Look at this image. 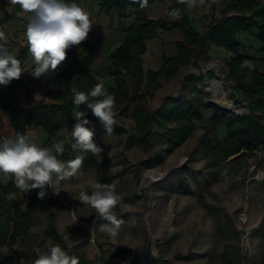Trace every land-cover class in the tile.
Wrapping results in <instances>:
<instances>
[{
    "label": "rangeland",
    "instance_id": "rangeland-1",
    "mask_svg": "<svg viewBox=\"0 0 264 264\" xmlns=\"http://www.w3.org/2000/svg\"><path fill=\"white\" fill-rule=\"evenodd\" d=\"M228 1L219 0L217 4L221 7ZM186 3L189 18L202 32L211 18L202 16L199 0ZM169 4L157 1L147 6L146 14L155 19L163 17ZM131 21L127 17L122 24L127 26ZM109 33L110 38L115 35L113 30ZM177 33L173 29L147 42L143 71L158 70L163 54L175 53ZM256 35L257 29L242 32L237 41L247 54L259 56ZM16 42L26 45L24 34L17 35ZM112 46L108 45L109 50L118 45ZM108 47L104 43L102 52L97 48L93 67L105 89L114 85L104 69ZM209 55V61L192 59L174 76L159 78V85H153L150 91H145L143 81L136 93H130L134 98L127 109L125 99L115 100L116 123L111 135L105 133L98 118L86 115L95 133L94 142L103 152L94 156L74 151L75 157H85L83 165L74 176L61 181L59 187L46 186L43 199L37 197L39 189L26 195L17 189V197L12 201L7 199L8 195L0 198V257L15 251L25 257L24 264H33L50 245L62 242L69 255L79 258V264H97L98 260L101 264H153L152 258L143 252L131 263L120 254L139 252L144 247H149L153 257L162 260L161 264H264V149L255 145L250 152L244 149L222 164L215 163L206 151V143L221 147L228 137L224 126L211 125L215 111L219 112L212 101L223 97L222 92L214 93L219 81L226 92V102L235 109L219 114L244 117L251 113L232 82L224 85L220 78L213 77L227 73L229 53L211 46ZM218 60L222 61L221 66ZM27 67L31 69L30 62ZM209 70L214 74L207 76ZM10 84L6 89H10ZM41 86L51 87V72L41 77ZM62 93L61 79L39 103L30 99L33 92L27 87L20 86L18 90L19 97L38 105L56 104ZM177 99L184 105L182 114L188 110L185 104L191 101L196 109H202L201 105L204 108V121L193 120L186 136L180 134L186 133L183 127L187 122L179 119L181 113H175ZM135 104L140 109L137 113ZM72 119L73 124L63 135L70 148L74 143L73 115ZM34 129L37 144L42 146L47 135L39 127ZM95 183L114 185L121 196L113 210L123 221L115 238L99 230L103 221L93 208L79 201V193L91 194ZM26 225L28 234L21 241ZM52 231L56 236L47 235Z\"/></svg>",
    "mask_w": 264,
    "mask_h": 264
},
{
    "label": "trees",
    "instance_id": "trees-1",
    "mask_svg": "<svg viewBox=\"0 0 264 264\" xmlns=\"http://www.w3.org/2000/svg\"><path fill=\"white\" fill-rule=\"evenodd\" d=\"M79 1L74 0L76 3ZM96 1L103 12L116 16L120 22L127 17H132L130 25L119 30L125 35L119 46L108 54V63L104 67L105 74L114 81V85L106 90L115 96L116 101L121 98L125 99L127 102L124 108L127 109L134 98L130 93H136V89L141 86L143 81L145 91H150L153 85H159V78L174 76L179 68L186 66L192 59L209 61L208 51L211 46L222 47L233 55L227 62L225 81H231L234 91L242 94L243 101L251 113L248 116L237 117L221 115L215 111L211 118V125L215 128L224 126L228 137L222 142L221 147L210 146L206 143V151H209V155L213 156L215 163L222 164L227 158L237 155L244 149L250 152L256 148L255 145H262L264 149V71L259 67L260 62L264 61V0H229L224 3L219 16H215L202 32L194 27L193 21L189 18L186 3H180L179 0H171L172 5L168 14L159 19H151L146 14L147 6L157 0H147L144 6H141L144 0ZM218 1L204 0V3L215 8ZM173 10H179V17L170 15ZM0 11L3 13L4 20L9 21L18 16L19 7L15 6L14 11L8 13L1 4ZM230 12L232 13L229 15ZM173 29L179 33V40L175 42V54L164 55L160 69L143 71L142 57L147 50V42L158 38L161 33H167ZM253 29H257L256 37L260 42L258 53L262 56V60L256 55H249L243 51L242 44L237 41L238 34L250 32ZM29 55L27 45L15 54L21 65ZM94 60L95 48L91 41H84L81 45L73 46L67 50L66 61L56 72H52L54 81L61 79L63 82V93L56 104H34L23 107L17 103L11 92L0 90V110L7 113L15 138L17 134L27 135L31 127H39L47 135L46 142L41 147H50L54 143L63 141L64 152L57 158L62 161L74 159L76 154L72 148L67 146L61 133L68 130L73 124L72 115L75 111H85L87 116L92 115L86 105L77 106L74 104L71 89L76 88L87 93L97 83H101L92 71ZM245 60L255 65L253 70L241 67ZM213 74L212 70L207 72V76ZM202 79L203 76H200L199 81ZM175 103L178 108L175 113H181L184 105L179 99ZM186 105H188V110L184 114L182 112V118H179L187 122L183 127L186 133L180 132L182 136L189 134L193 120L202 122L205 119L203 105H201L202 109H196L192 101ZM137 107L135 104L136 113L140 110ZM205 134L203 141L206 140ZM0 142H3L1 136ZM16 191L14 177L0 173V198L3 199L10 192ZM36 200L37 197H35L34 205ZM27 234L26 225L21 241L26 238ZM55 234L54 231L47 232V235L54 236ZM59 245L65 249L62 242ZM141 252L151 257L153 264H161L162 260L154 258L149 247H144L139 252L120 254L131 263ZM24 259L25 257L21 253L12 251L0 257V264H20V261H24ZM103 264L119 263L106 261Z\"/></svg>",
    "mask_w": 264,
    "mask_h": 264
},
{
    "label": "clouds",
    "instance_id": "clouds-1",
    "mask_svg": "<svg viewBox=\"0 0 264 264\" xmlns=\"http://www.w3.org/2000/svg\"><path fill=\"white\" fill-rule=\"evenodd\" d=\"M180 3L189 0H179ZM195 4L196 0H190ZM204 0H200L203 3ZM8 3L19 7L18 16L26 15L27 24L24 36L28 51L35 65L31 75L35 79L46 77L56 72L67 59V50L79 46L86 41L93 22L90 13L74 2V0H8ZM147 0H144V4ZM170 15L179 17V10ZM7 36L0 30V85L8 86L13 80H19L24 70L21 62L6 46ZM241 67L250 71L255 65L245 60ZM73 102L77 106L86 105L92 115L99 119L107 135L113 132L116 123L115 96L110 94L103 83H97L85 93L76 88L71 89ZM75 123L71 129L74 151L92 153L94 156L103 152V148L94 142V130L89 127L91 121L86 118L85 111L73 113ZM67 130H65L66 132ZM64 135V132L61 133ZM64 152V142L60 141L50 147H41L27 135L17 134L15 139L0 142V173L14 177L15 187L24 195L39 189L37 197L43 199L45 188L59 187L60 182L74 176L84 162V156L62 161L58 155ZM91 194L86 191L79 193V201L93 208L99 220V230L109 236L117 237L123 223L114 214V209L121 201L114 185L95 183ZM54 194L59 192L53 191ZM17 194L10 192L9 201L15 200ZM27 203V201H26ZM95 224V221H93ZM20 264H24L23 260ZM33 264H79V258L63 249L60 245H50L41 252Z\"/></svg>",
    "mask_w": 264,
    "mask_h": 264
},
{
    "label": "crops",
    "instance_id": "crops-1",
    "mask_svg": "<svg viewBox=\"0 0 264 264\" xmlns=\"http://www.w3.org/2000/svg\"><path fill=\"white\" fill-rule=\"evenodd\" d=\"M157 1H160L161 3H167V2L170 3L168 6L166 14L163 16V17H166V15L168 14L169 8L172 5V1L171 0H157ZM223 1H225V0H222V2ZM1 4L4 6L5 10L8 13H12L14 11V7L8 3V0H0V5ZM77 4H79L80 6L85 8L90 13V19L93 22L92 30L90 31L88 38L86 39L85 42L91 41L93 43L94 48H95V60H96L97 48H99L101 51L103 49L104 43L107 44V47L109 44L113 45L112 47H114V45H116V44L119 46L120 42L122 41V39L125 35L124 32L119 31V30L122 29L123 27L128 26V25L126 26V25L122 24V23H125L126 18L120 22L116 16H114L112 14H110V15L106 14L105 12H103L101 10L100 5H99V3L97 4L96 0H80ZM199 4L201 6L202 16L204 18H206V16H209L211 18L210 20H208L206 22L208 24L213 20V18L215 16H219L220 11L223 8V6L220 7V5L217 4V7L221 8L219 11L217 9V7L213 8L210 4H206L204 2L200 3V0H199ZM186 5H187V3H186ZM210 12H211V15H210ZM216 12H219V13H216ZM231 13L232 12H230L229 15ZM163 17H160V18H163ZM151 19H155V18H151ZM157 19H159V18H157ZM26 24H27L26 15L16 16L15 18H12L11 20L7 21V20H4L3 13L0 11V25L3 27L4 32L7 33L6 36L8 39V43L6 46L8 47L9 51L11 53H13L14 55L17 54V52L21 48H23V46H25V43H22L23 45L19 46L18 43L16 42V40H17V35L24 34L25 29H26ZM111 30H117V31H115V35L112 38L109 37V35H110L109 31L111 32ZM120 35H123L121 37L122 39H119ZM177 35H179V33H177ZM177 38L178 37L176 36L175 42L179 40ZM109 39H110V41H108ZM105 47L106 46H104V48ZM110 47H108V50H107L108 54L112 51V50H109ZM215 47H217V46H215ZM13 48H16V49H13ZM174 48H175V43H174ZM220 48H222V47H220ZM113 50H114V48H113ZM249 51H251V50H249ZM226 52L229 53V58L225 63L226 72H227V62L229 61V59L233 55H232V53H230L228 51H226ZM208 53H209V51H208ZM102 56L103 55H100V57H102ZM163 56H164V54H163ZM163 56H162V59H163ZM257 58L262 60L261 55L257 56ZM210 59H212L211 56H210ZM95 60H94L93 66H92V71L94 73H95V71H94L93 67L95 65ZM218 61H219L220 66H221L222 61L221 60H218ZM29 62L31 63V69H30V67H27ZM162 64H163V60H162ZM98 66H100V65H98ZM21 67L24 70V72L22 73L20 79L19 80H13L10 84V89L9 88L6 89L7 86L5 87V86L0 85V90L3 92H11L13 94L14 98L16 99L17 103L20 106L29 107V106L34 105L35 103L31 104L30 100H28V99L23 100L21 97L18 96V90L20 89V86H25L31 91V93L33 92V96H31L30 99L33 102L36 101L39 103L42 96L46 95L47 92L50 91L51 89H54V86L55 87L57 86V80L58 79L56 81H54V79L52 77V72H51V87L50 88L42 87L41 86V78L35 79L31 75V72L33 71V69L35 67L31 55L28 56V58L21 65ZM259 67L264 71V61L260 62ZM95 75H96V73H95ZM225 75H226V73L224 74V76H222V77L220 76V77L222 80L224 78L223 81L227 84V81H225ZM14 82H15V84H14ZM34 128L35 127H31L28 130L27 136L31 137L33 142L37 143L38 134ZM0 136L2 137L3 140L12 139V137L15 136L14 131L10 125L7 113L4 111H1V110H0Z\"/></svg>",
    "mask_w": 264,
    "mask_h": 264
},
{
    "label": "bare ground",
    "instance_id": "bare-ground-1",
    "mask_svg": "<svg viewBox=\"0 0 264 264\" xmlns=\"http://www.w3.org/2000/svg\"><path fill=\"white\" fill-rule=\"evenodd\" d=\"M218 84L219 85H216V87H214V91H215L214 93L216 94L218 92H222L223 97L222 98H218V99H214L212 101V104L215 107H217V109H219V110L224 109L225 112L226 111H235L234 107L226 102V99H225L226 92L222 91V87L223 86H221L220 81H219Z\"/></svg>",
    "mask_w": 264,
    "mask_h": 264
},
{
    "label": "water",
    "instance_id": "water-1",
    "mask_svg": "<svg viewBox=\"0 0 264 264\" xmlns=\"http://www.w3.org/2000/svg\"><path fill=\"white\" fill-rule=\"evenodd\" d=\"M213 77H217V78H220V79H221V77H220L219 75H214ZM221 81H222V83H223L224 85H227L222 79H221ZM216 109H217V108H216ZM218 111L221 112V113H225V110H224V109H222V110H219V109H218Z\"/></svg>",
    "mask_w": 264,
    "mask_h": 264
},
{
    "label": "built area",
    "instance_id": "built-area-1",
    "mask_svg": "<svg viewBox=\"0 0 264 264\" xmlns=\"http://www.w3.org/2000/svg\"><path fill=\"white\" fill-rule=\"evenodd\" d=\"M0 30H3V27L1 25H0ZM97 264H101L100 260H98Z\"/></svg>",
    "mask_w": 264,
    "mask_h": 264
}]
</instances>
